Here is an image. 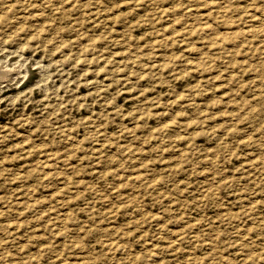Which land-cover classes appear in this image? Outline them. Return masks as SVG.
I'll list each match as a JSON object with an SVG mask.
<instances>
[{"label": "rangeland", "instance_id": "rangeland-1", "mask_svg": "<svg viewBox=\"0 0 264 264\" xmlns=\"http://www.w3.org/2000/svg\"><path fill=\"white\" fill-rule=\"evenodd\" d=\"M0 65V264H264V0H0Z\"/></svg>", "mask_w": 264, "mask_h": 264}, {"label": "bare ground", "instance_id": "bare-ground-1", "mask_svg": "<svg viewBox=\"0 0 264 264\" xmlns=\"http://www.w3.org/2000/svg\"><path fill=\"white\" fill-rule=\"evenodd\" d=\"M257 15V14H256ZM253 17V16H252ZM3 64V63H2ZM1 66V65H0ZM3 66H1V68H0V81L1 80H7V78L8 77H10V76H12V74H13V71H15V69H10L9 70V68H7L8 70H2L3 68L5 69V64H4V67L2 68ZM10 67V66H9ZM16 67V66H15ZM19 67V66H18ZM20 68V67H19ZM19 71V70H18ZM15 73V72H14ZM14 76H16V75H14ZM13 78V77H12ZM10 78H8V80H9ZM7 80V81H8ZM11 80V79H10ZM5 83V82H4ZM2 85V84H1Z\"/></svg>", "mask_w": 264, "mask_h": 264}]
</instances>
